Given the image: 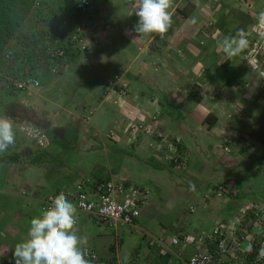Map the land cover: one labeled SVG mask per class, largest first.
<instances>
[{
	"label": "crops",
	"instance_id": "0c3cea01",
	"mask_svg": "<svg viewBox=\"0 0 264 264\" xmlns=\"http://www.w3.org/2000/svg\"><path fill=\"white\" fill-rule=\"evenodd\" d=\"M43 1L55 7L61 0ZM216 1L171 0L172 25L161 38L132 31L137 17L130 14L138 0H92L84 28L87 48L59 61L56 97L42 95L29 101L33 114L28 119L0 111L15 120L16 130L15 144L0 154V264H14L12 248L26 238L29 221L40 215L46 197L63 194L74 204L75 186L84 179L135 184L147 192L132 225L107 228L88 215H77L73 231L87 238L83 246L92 247L101 264L116 260L187 264L195 245L183 238L210 232L219 222L213 219L216 211L217 218L230 212L223 205L215 208L213 199L220 195L193 193L196 187L190 192L185 186L191 178L180 176L181 169L197 165L200 138L208 140L207 146L202 143L207 148L227 127L216 110L225 107L232 88L227 75L234 57L224 58L219 41L237 27L238 19L216 10L235 8V0H221L224 7ZM37 25L58 33L64 30L57 21L32 16L18 30L24 34ZM19 59L17 52L16 71ZM53 81L46 87L52 84L55 89ZM40 106L42 111L37 112ZM208 114L216 119L206 125ZM37 117L47 126L32 142L29 124L39 126ZM133 119L140 125L154 122L170 138L180 139V146L192 151L188 166L180 168L163 156L153 158L157 140L130 127ZM40 138L47 143L38 144ZM25 149L27 153H21ZM186 202H191L187 207L191 214ZM174 237L181 239L178 244L171 242Z\"/></svg>",
	"mask_w": 264,
	"mask_h": 264
},
{
	"label": "rangeland",
	"instance_id": "374dc122",
	"mask_svg": "<svg viewBox=\"0 0 264 264\" xmlns=\"http://www.w3.org/2000/svg\"><path fill=\"white\" fill-rule=\"evenodd\" d=\"M216 2L222 3L221 0ZM234 4H236V7H231L227 11L219 9L221 7L218 6L216 9L218 12L221 10L225 12L223 16L226 18L233 15L238 19L237 27L234 30L230 28L233 31L229 36L239 33L248 41V45L244 50L234 56L233 59L230 57L232 59L230 62L232 71L227 76L232 88L228 90L227 98L225 97V107L222 106L223 108L216 110V115L221 116V122L224 127L227 126L225 127L227 130L224 129L225 131L221 132L222 135L218 139H211L210 148H208L209 146L207 148L203 147L204 144L207 146L208 140H205V137L200 138L203 141L200 140L197 145L200 146V150L204 149V151L201 150V153L196 154L198 157L197 165L195 164V167L190 168L187 166L188 162L192 160V151L190 152L189 148H182L179 143L180 139L170 138L154 122H145L144 125H140L133 119L130 127H136L143 131L145 126H153L155 132L163 134V142L178 141L180 151L184 153L188 160L184 166H179L180 168L187 167L181 169L180 176L183 179L191 178L188 179L189 184L185 186L190 188V192L191 188L196 187L192 191L193 193L196 192L202 196L210 197L220 191V196L213 199L215 208L223 205V207L226 206L230 210L224 218L221 216L217 218L220 211H216L217 216L213 217V219H219V222L213 228H219L221 224L224 225L226 236H228L225 237L224 244L230 252L228 250V252H219L220 259L227 262V264H264V259L259 261L257 257V253L262 247L264 253V16L261 15V13H264V0H235ZM50 73L45 69V66L37 70L36 76L39 78V86L31 87L29 93H26L28 96L22 91L0 94V111L17 114L19 119H28L33 114L29 109L31 108L29 101L42 95L51 98L56 97L58 92L56 86L58 85L55 77L59 75V72H55L54 75ZM51 80H54L55 89L51 87L52 84L46 87V83ZM25 96L27 98L23 100ZM19 99L24 102L16 103L14 101ZM18 104L20 105L18 106ZM144 104L143 102L139 105ZM42 108V106L38 107L37 112H41ZM35 120H38L37 124L39 126L33 125L35 126L33 127L30 123L29 128L33 130L30 134L27 133L33 138L32 142L40 137V131L45 130L47 126V122L38 119V117ZM105 120L108 121L106 122L108 124L111 123L112 119L105 117ZM27 123L28 120L24 124ZM106 123L103 128L107 127ZM206 125L209 124L206 123ZM202 143L204 144L202 145ZM148 148L150 149V147ZM24 152L27 153V150L21 151V153ZM153 158L156 159V156ZM192 178L197 180L198 184L192 181ZM223 200H225V203H222ZM189 203L191 202L184 204L185 208L188 207ZM187 213L191 214V212H188V208ZM220 222L221 224H219ZM103 227L107 226L104 225ZM207 234L206 231L203 234L197 233L196 236L203 235L206 238L205 245L211 248ZM236 235L240 240L250 242L252 246L254 243L258 244V250L256 252H253V249L251 252L239 250L232 243L235 242ZM247 245V243H241L240 248L244 249ZM214 249L213 247L212 251Z\"/></svg>",
	"mask_w": 264,
	"mask_h": 264
},
{
	"label": "built area",
	"instance_id": "2783aa9c",
	"mask_svg": "<svg viewBox=\"0 0 264 264\" xmlns=\"http://www.w3.org/2000/svg\"><path fill=\"white\" fill-rule=\"evenodd\" d=\"M61 1L55 7L43 0L34 1L25 19L32 16L42 22L57 21L64 27V30L58 33L37 25L32 30L22 34L17 29L0 53V59L4 63V69L0 70V92H23L31 87H38L37 70L47 66L48 72L54 73L57 71L60 60L67 55L76 54L78 51L87 48L84 41V28L91 15L92 0ZM17 52L20 53L19 61L21 62L18 71L15 70ZM152 127L145 126L143 132L157 140L154 144V149L157 151L155 156H163V158L178 167L184 166L188 160L184 153L180 151L178 141L163 142V134L155 132ZM38 143L45 144L47 139L43 138L42 140L40 138ZM75 187L76 221L78 214H85L91 217L99 226L132 225L138 218L140 207L147 196V192L135 184L112 180L93 183L89 179H84L80 180ZM219 193L220 191L217 195H220ZM54 197L56 196L48 195L46 197L40 209V214L50 206ZM225 234L224 225H219V228L215 227L208 232L207 237L210 244L214 239H219L213 252H210L208 248H201V244L203 245L206 242L203 235L196 237V239L191 236L183 238L184 243H194L195 245L194 251L187 259V264H227V262L220 259L218 254L219 252H230L224 244ZM235 238V242L232 243L241 251H243L240 248L241 243H250L247 240H240L237 235ZM242 238L244 239V237ZM180 240L179 237H174L171 242L178 244ZM83 248L89 264H101L97 252L92 247L83 246ZM262 248L257 253L259 261L264 259ZM111 264H133V262L130 260H116Z\"/></svg>",
	"mask_w": 264,
	"mask_h": 264
},
{
	"label": "clouds",
	"instance_id": "9594fccd",
	"mask_svg": "<svg viewBox=\"0 0 264 264\" xmlns=\"http://www.w3.org/2000/svg\"><path fill=\"white\" fill-rule=\"evenodd\" d=\"M170 6L171 0H138L130 14L137 17L132 31L137 35L155 33L163 38L172 25ZM247 45V39L239 33L219 41L226 59L238 55ZM15 140L14 121L0 115V154L7 152ZM76 211L63 194L54 197L46 210L30 219L26 238L12 248L14 264H89L83 248L87 238L73 231ZM243 251L251 252V243Z\"/></svg>",
	"mask_w": 264,
	"mask_h": 264
},
{
	"label": "trees",
	"instance_id": "16d2710c",
	"mask_svg": "<svg viewBox=\"0 0 264 264\" xmlns=\"http://www.w3.org/2000/svg\"><path fill=\"white\" fill-rule=\"evenodd\" d=\"M34 1L35 0H0V53L29 14ZM1 61L0 59V68L3 67ZM214 119L215 117L212 114L205 117V121L208 124L213 123ZM218 241V238L213 240L211 248H208L210 252H213L212 249L216 247ZM258 247L259 245L254 243L252 246L253 252H256Z\"/></svg>",
	"mask_w": 264,
	"mask_h": 264
}]
</instances>
